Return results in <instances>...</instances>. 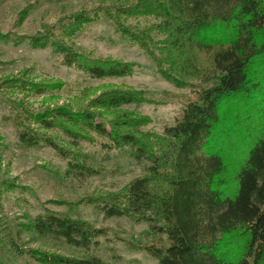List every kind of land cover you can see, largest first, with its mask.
<instances>
[{
	"label": "trees",
	"instance_id": "1",
	"mask_svg": "<svg viewBox=\"0 0 264 264\" xmlns=\"http://www.w3.org/2000/svg\"><path fill=\"white\" fill-rule=\"evenodd\" d=\"M103 17L145 50L165 79L192 89L195 99L159 136L140 132L146 119L120 112L147 102L142 93L107 92L83 112L58 108L35 115L37 128L18 122L21 144L52 148L68 160L71 151L46 133L61 132L74 148L95 135L109 149H128L137 163L148 162L123 196L97 207L107 219L148 224L160 242L143 250L158 264H264V0H118L63 28L74 35ZM139 17L155 23L129 29L127 20ZM31 46L53 48L66 66L97 80L135 71L133 63L76 54L53 36L33 38ZM35 88L27 90L43 95L54 86ZM96 109L119 117L109 121ZM75 162L70 173H93L82 159ZM27 229L86 253L77 259L34 256L41 264H106L87 255L106 236L102 229L53 213L37 216Z\"/></svg>",
	"mask_w": 264,
	"mask_h": 264
},
{
	"label": "rangeland",
	"instance_id": "2",
	"mask_svg": "<svg viewBox=\"0 0 264 264\" xmlns=\"http://www.w3.org/2000/svg\"><path fill=\"white\" fill-rule=\"evenodd\" d=\"M117 1L0 0V264H41L33 258L40 255L64 259L85 256L84 251L44 241L28 231L34 218L47 213L104 230L106 236L87 255L106 264H158L143 250L160 242L149 233L148 224L126 217L107 219L97 207L123 196L128 185L145 174L148 162L137 163L128 149H109L108 141L95 135L92 142L84 141L74 148L72 140L61 132L46 133L71 151L68 160L52 148H27L18 136L22 120L37 128L35 115L58 108L83 112L92 101L116 90L142 93L147 102L123 107L120 112L146 119L144 126H139L140 132L162 136L195 99L192 89L179 88L165 79L147 52L128 42L110 20L103 17L74 35L66 34L65 27L76 16ZM153 20L130 18L127 26L133 31L145 30L155 23ZM45 35L89 59L133 63L134 74L93 79L66 66L64 57L53 48L31 46L33 38ZM31 85L35 89L54 88L40 95L27 90ZM93 111L109 121L119 117L113 112ZM78 158L93 169L92 174L69 172V164H76Z\"/></svg>",
	"mask_w": 264,
	"mask_h": 264
}]
</instances>
